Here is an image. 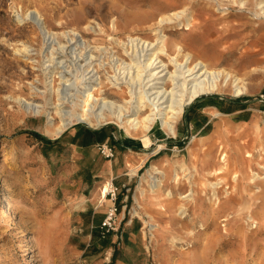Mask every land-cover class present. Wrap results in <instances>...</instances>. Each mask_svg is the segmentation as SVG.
<instances>
[{
  "label": "rangeland",
  "instance_id": "374dc122",
  "mask_svg": "<svg viewBox=\"0 0 264 264\" xmlns=\"http://www.w3.org/2000/svg\"><path fill=\"white\" fill-rule=\"evenodd\" d=\"M208 2L0 0V264H264V20L252 17L254 0L246 7L230 4V17ZM184 5L196 8L194 23L173 37L213 66L240 74L255 71L247 94L236 96L229 88L188 106L176 136L156 126L152 137L163 144L158 152L150 135L138 133L128 135L134 141L128 147L112 143L115 154L107 158L90 132L112 129L115 123L94 129L76 123L53 138L45 133L46 114L32 116L16 99L36 97L53 106L60 101L53 84L57 87L60 75L71 76L65 70L75 68L69 49L66 54L45 43L38 27L20 18L28 10L38 9L54 31L75 28L90 39L98 34L87 32L86 22H100L110 35L118 16L120 38L131 33L152 39L153 30L138 18ZM25 45L30 55L37 54L24 52L26 57L16 51ZM48 50V60H53L45 69ZM62 58L70 68L63 67ZM47 69L57 81L50 83ZM32 85L44 92L34 93ZM215 111L224 114L211 119L207 113ZM194 136L198 143L191 144ZM175 164L197 167L191 178L197 185L195 198L181 197L190 183L182 168L179 181L171 179ZM152 166L165 170L167 177L161 190L151 193L144 182L141 193V178ZM218 180L220 198L211 200L210 182ZM111 182L118 187V210L109 227L104 221L112 201L108 193L103 197L102 188Z\"/></svg>",
  "mask_w": 264,
  "mask_h": 264
},
{
  "label": "bare ground",
  "instance_id": "6f19581e",
  "mask_svg": "<svg viewBox=\"0 0 264 264\" xmlns=\"http://www.w3.org/2000/svg\"><path fill=\"white\" fill-rule=\"evenodd\" d=\"M208 1L210 8H213L214 11L229 16L231 14L230 4L246 7L250 0ZM254 2L255 9L251 11L252 17L264 20V0H254ZM194 11H197L196 8L194 10L193 7L184 5L173 10L164 8L158 15L153 14L150 17L138 18L139 23L153 30L154 38L152 39L131 33H127L125 38H120L118 16H114L112 20L111 33L113 34L110 35L107 34L105 26L100 25V22L95 25L93 21H88L84 26L85 30L87 32L92 30L98 34V36L90 39L75 28L59 32L54 31L47 26L38 9H30L24 17L22 14L20 18L31 20L41 31L45 43H49V45L53 43L54 48H60L66 51V54L69 49L68 52L75 60L72 61L75 68L71 70V63H67L66 58H62L58 61L63 63V67L70 68H65V71L69 72L71 76L62 73L58 80L55 77V72L51 71V74L54 75V81L58 80L59 83L57 87H55L57 82L53 84L52 88L60 100L52 103L53 106L48 108L46 103L38 102L35 98L29 99L20 96L16 99L23 109L32 116L46 114L48 120L45 133L53 138L60 136L75 123H84L93 129L99 125L115 123L123 128L125 136L141 133L145 137H149V135L152 137L154 128L158 126L159 129L176 136L178 122L188 106L194 104L203 95L222 93L229 88H232L236 96L247 94L250 89L249 76L252 74L251 72L255 71L240 74L227 66H213L211 61L203 55H198L189 50L185 43L173 37L181 30L190 29L194 23L192 22L195 17ZM104 33L107 35H102ZM63 38L67 40V43L62 41ZM29 49L25 45L23 48L18 47L16 51L19 54L24 55L25 52L28 55ZM120 49L124 52L123 54L119 52ZM96 51L100 53L98 56L95 54ZM27 55L24 56L28 57ZM242 59L240 58V61H243ZM80 60L86 62L82 64L79 63ZM246 64L247 61L244 65L246 66ZM102 69L105 71L108 84L102 79ZM62 72L64 71L62 70ZM32 89L34 93L44 92L33 85ZM110 94L114 97L119 96L123 100H118ZM67 101L72 105L71 108L66 105ZM221 114L224 113L221 111L212 113L215 117ZM222 131L225 132L224 129ZM152 140H154L153 137ZM158 143L160 142H156V144ZM194 143H198L197 136H194L191 141V144ZM162 147L163 144H158L157 151H155L158 152ZM224 158L226 156H222L220 159L223 160ZM192 167L195 171L197 170L196 166L193 165ZM179 168L186 171L184 177L190 183L189 191L181 197L193 199L196 196L197 185L192 183L191 178H194L195 171L193 168L183 167L182 164L180 166L175 164L171 179L177 182L181 178ZM166 177L167 172L165 170L158 166H152L142 176L137 189L143 193L145 191L143 183L147 182L149 191L156 193L162 189ZM237 177L238 175L235 174L232 179L236 182ZM256 178L258 179V177ZM221 183L219 180L210 182L212 192L209 199L216 200L219 197ZM227 188L225 192L228 191ZM108 189L109 185L102 188L104 198ZM171 193L173 192L168 190L167 194L171 195ZM136 200L139 201L137 195ZM185 211L186 207L181 204L180 212L184 213ZM148 215L154 220L152 215Z\"/></svg>",
  "mask_w": 264,
  "mask_h": 264
},
{
  "label": "built area",
  "instance_id": "2783aa9c",
  "mask_svg": "<svg viewBox=\"0 0 264 264\" xmlns=\"http://www.w3.org/2000/svg\"><path fill=\"white\" fill-rule=\"evenodd\" d=\"M48 48V47H47ZM37 53L34 52L33 54L31 55H36ZM30 55V56H31ZM47 55H51L50 51L48 50L47 54L45 55V59H44V63H43V66L45 69L47 67V64H49V60H48V57ZM36 62H38V60H36ZM101 74H103V77H104V80H106L105 78V71L102 69L101 70ZM47 75H48V80L50 81V83L54 82V75L51 74V72L49 73L48 69H47ZM51 75V76H50ZM102 76V75H101ZM102 77V79H103ZM52 80V81H51ZM34 83V82H33ZM35 83L38 84L37 81H35ZM39 93V92H38ZM37 94V93H36ZM36 98V97H35ZM76 124V123H75ZM114 124V123H113ZM107 125V124H106ZM117 128H119V130H121V128L118 126V124H114ZM98 148L99 150L101 151V153L103 155H105L107 158H112L115 154L114 152V147L108 143V142H103V143H99L98 144ZM108 195L110 196V200L112 201V204H111V207H110V211H109V214L106 218V220L104 221V225L105 226H109L111 227L113 222H115V215H116V212L118 210V204H117V197H118V187L115 186L113 184V182H111L109 184V189L107 191Z\"/></svg>",
  "mask_w": 264,
  "mask_h": 264
},
{
  "label": "crops",
  "instance_id": "0c3cea01",
  "mask_svg": "<svg viewBox=\"0 0 264 264\" xmlns=\"http://www.w3.org/2000/svg\"><path fill=\"white\" fill-rule=\"evenodd\" d=\"M207 114L211 116V119L214 118L212 113ZM108 127L103 128V130L101 131L90 132V134L93 135L91 139L94 141V143L108 142L114 147V149L115 146L112 143H121L120 145L122 147H128L126 143H134V141H132L130 137L123 135L121 130H119V128H117L116 126H112V129ZM94 137H96V139H94Z\"/></svg>",
  "mask_w": 264,
  "mask_h": 264
},
{
  "label": "water",
  "instance_id": "95a60500",
  "mask_svg": "<svg viewBox=\"0 0 264 264\" xmlns=\"http://www.w3.org/2000/svg\"><path fill=\"white\" fill-rule=\"evenodd\" d=\"M84 124V123H83Z\"/></svg>",
  "mask_w": 264,
  "mask_h": 264
}]
</instances>
